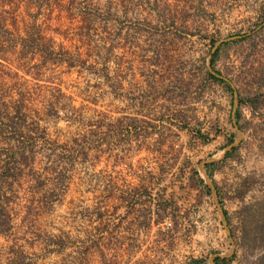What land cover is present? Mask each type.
<instances>
[{"label": "rangeland", "instance_id": "obj_1", "mask_svg": "<svg viewBox=\"0 0 264 264\" xmlns=\"http://www.w3.org/2000/svg\"><path fill=\"white\" fill-rule=\"evenodd\" d=\"M263 4L51 0L37 11L0 0V161L24 176L7 194L14 222L0 236V264L13 250L22 252L15 264H74V246L97 239L103 264H210L231 251L219 264H264V195L232 211V188L209 177L215 190L220 184L224 226L199 170L247 128L246 113L264 118ZM27 32L50 39L66 63L28 60L19 47ZM206 69L231 84L232 97L206 81ZM234 96L242 100L237 130L225 106ZM10 144L24 155L11 158ZM249 180L239 197L262 181ZM52 235H62L63 249Z\"/></svg>", "mask_w": 264, "mask_h": 264}, {"label": "trees", "instance_id": "obj_2", "mask_svg": "<svg viewBox=\"0 0 264 264\" xmlns=\"http://www.w3.org/2000/svg\"><path fill=\"white\" fill-rule=\"evenodd\" d=\"M26 9L33 7L35 9H37V11H39L41 9L42 6H48L51 0H19ZM12 3V2H10ZM15 4H13L12 6H14ZM11 7V6H10ZM261 22H264V4L262 6V10H261ZM33 26V25H31ZM34 27V26H33ZM50 39H46L44 35H42L41 33L38 34V38H34V36L32 34H30V32L25 33V35L23 37H19V47H20V52H24V51H28L30 56L28 58V60H32V59H40L39 63L40 64H44V63H66L64 60H58L56 59V52L54 51V48H52V46L50 45L51 43L49 42ZM212 41H211V45H212ZM218 52L219 49L216 48L215 51L213 53H211V59L209 61L210 65L212 66L214 61L216 60L217 56H218ZM25 54V53H24ZM55 58H52V57ZM60 58V57H59ZM49 59V61H48ZM51 60V62H50ZM48 61V62H47ZM56 64V65H57ZM71 64H67L68 68L71 67ZM216 75H219L218 72H215ZM205 79L208 82H212V83H219V84H223L225 86L226 91H228L231 94L232 97V93H233V87L231 86L230 83L225 82L224 80L214 76L213 74H211V72L206 69L205 71ZM150 88H154V86H150ZM58 91L60 92V90L58 89ZM232 101V98H231ZM232 103V102H231ZM242 103L241 98H238V106H240ZM28 111H30V108L28 107ZM235 117L236 119H238V110H236L235 113ZM177 121V125L179 130H184L186 129V122L183 119L177 118V116H174V121ZM174 124V123H173ZM194 135L197 136L202 142H207L209 141V139L207 137L202 136L201 132L199 130H196L194 132ZM232 136H230V138L228 139V143H231L232 141ZM11 145V144H10ZM9 154L11 155V158L13 159H17L19 157H22L24 155L23 150L17 146V144H13L11 146H9ZM236 150V148H233L230 152H228L225 155V159L229 158L232 156V153ZM71 158L67 159L68 163H71ZM23 165V164H22ZM213 166V164H209L206 165L205 168L208 169L209 167ZM10 168L8 167V162H1L0 161V236L5 235L6 233H8L10 230H12L13 228V222H14V216L12 214V205H10V201H9V196L14 195L15 194V190H14V185L19 184V181L24 177L23 176V172H21L19 175L17 176H12L11 174H9ZM45 179V178H44ZM2 184H5L6 186L4 187ZM45 186V185H43ZM207 189V187H205ZM41 189V188H40ZM40 189H38L37 191H31L30 195L32 196L31 201H29L30 204H32V200L33 198L39 194ZM148 190H146L147 196L149 197V199H151V195L149 193V188H147ZM3 190L7 191L4 192ZM42 191V190H41ZM7 194H9V196H7ZM223 215L225 216L226 220H227V214L226 212L223 210ZM117 239V238H116ZM116 241V240H115ZM90 242V243H88ZM51 245H56L58 246L60 249L64 248V243H63V239H62V235H52L51 237ZM103 244V239H97L95 241H83L81 243L80 246H74L75 251H74V264H90L91 260L93 258V256H96V258L98 259L97 263L98 264H103L105 261V254H104V249L102 247ZM117 251V248H116ZM21 251H16L13 250L12 254L10 255V258H7L4 264H15L16 261L18 259L17 256L19 254V256H21ZM223 261H227V259H221V258H215L214 259V263L215 264H219ZM204 261L202 259H197V258H190L188 259L187 262H185V264H203Z\"/></svg>", "mask_w": 264, "mask_h": 264}, {"label": "crops", "instance_id": "obj_3", "mask_svg": "<svg viewBox=\"0 0 264 264\" xmlns=\"http://www.w3.org/2000/svg\"><path fill=\"white\" fill-rule=\"evenodd\" d=\"M225 106L228 112V116L231 119L230 121L231 127L234 128L235 130H237L238 128L240 129L241 127L239 124V108H238V119H236L235 117L236 105L234 104V99L232 101L229 100V102L227 101ZM246 114H247L245 116L246 120L244 121V123L247 126V128L244 129V131L242 130L240 132L242 133V138H240L238 145L234 147L236 148L234 152H236L239 146L245 144L244 149H241V147L239 149V157H237V159L232 160L230 159L232 156L226 159L224 156L223 158H218L214 162L209 163V164H213V166L209 167L208 169L204 167V171L207 174L208 178L210 177L213 180L215 178H218L221 181V183H224L225 185H228L232 188L231 189L232 193L230 194L231 198H233L232 201H230V207L232 211H238L241 203H244L246 198L248 199V195L249 197L250 196L253 197V194L258 192L264 195V118L258 117L257 113L251 114L249 112ZM258 125H261V127L263 128L262 134H259L258 132L257 129ZM218 136L220 135L215 132V134H213L210 137L217 139ZM234 152L232 153V155L235 154ZM228 160L229 162L226 163L225 161ZM222 162H224L223 164L224 166L218 169L216 165L218 163L222 164ZM250 177L261 179L262 181L258 183L257 182L252 183L251 186L246 191V194H243L241 195V197H239L237 193L239 194L241 186L243 185L244 182H246V180L250 181L249 180ZM213 184L216 187L217 195H219V190L217 186H219L220 184L215 183V181H213ZM218 199L220 201V206L222 208V211L224 210L226 212V208L221 203V199L219 198V196ZM214 206H216L217 208L215 201H214Z\"/></svg>", "mask_w": 264, "mask_h": 264}, {"label": "water", "instance_id": "obj_4", "mask_svg": "<svg viewBox=\"0 0 264 264\" xmlns=\"http://www.w3.org/2000/svg\"><path fill=\"white\" fill-rule=\"evenodd\" d=\"M212 53H213V52H212ZM210 56H211V55H210ZM210 72H211V74H213L214 76H216V77H218V78H220V79H223V78L220 77L219 75H216L215 72H213V71H210ZM225 81H226V80H225ZM226 82H228V81H226ZM228 83H229V82H228ZM234 104H235L236 106H237V104H238V100H237L236 96H234ZM240 138H241V133L238 131V136H237V138L234 140V142H233L232 144H230V145H229V146H228V147L222 152L221 156L218 157V158H223L227 152H229V151L232 150L234 147H236V146L238 145L239 141H240ZM218 158H210V159H208V160H206V161H202V162H200V164H199V170H200L201 174L203 175L206 184H207L208 187L211 189V192H212L213 198H214V200H215V202H216V205H217V209H218V213H219V215H220L221 221H222L223 225L226 226L225 216L223 215L222 208H221V206H220V204H219V202H218V200H217L216 190H215L214 187L212 186V184H211V182H210V180H209L207 174H206L205 171H204V167H205L206 164L212 163V162H214L215 160H217ZM231 254H232V251L229 252V254H228L227 256H216V255L211 256L210 259H209V262H210V264H215V263H214V259H215V258H221V259H222V258H226V257H229Z\"/></svg>", "mask_w": 264, "mask_h": 264}]
</instances>
